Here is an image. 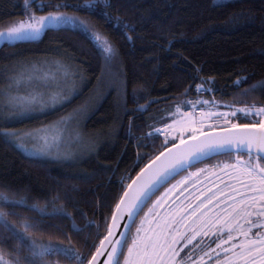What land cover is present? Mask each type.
Returning <instances> with one entry per match:
<instances>
[{
    "label": "trees",
    "instance_id": "obj_1",
    "mask_svg": "<svg viewBox=\"0 0 264 264\" xmlns=\"http://www.w3.org/2000/svg\"><path fill=\"white\" fill-rule=\"evenodd\" d=\"M90 2L29 0V5L37 14L55 13L56 5H67L61 11L89 22L119 50L118 59L106 61L95 42L71 27L53 28L37 41L0 47V133L36 130L71 119L72 123L78 122L76 132L81 137V147L71 156L53 159L26 156L0 135V193L10 200H23L22 204L0 207L15 212L8 219L17 230L22 231L24 223L34 225L39 230L31 233L33 239L74 246L89 258L90 245L98 243L96 228L75 234L72 221L51 215L53 205L63 207L78 227L95 221L101 236L106 235L104 220H110L128 184L151 161L145 157L154 158L166 148L164 136L147 138L150 125L164 127L172 120L176 106L189 109L191 105L185 101L196 104L210 96L236 106L264 105V0H109L112 7L105 10L111 18L108 21L99 11H74ZM24 4L25 0H0V31L25 18ZM124 25L130 29L127 35L131 41L125 38ZM34 67L39 71L28 81ZM20 73L25 79L19 86H11L10 81ZM43 76L49 79L51 88L42 86L41 80H47ZM54 80L59 81L57 87L53 86ZM201 81L206 82L205 87L209 85L211 92L200 96L195 86ZM26 84L32 88L29 91L39 84L38 91L62 92L49 109L13 117L15 112L5 108V95L27 91ZM253 86L256 90L245 97ZM140 107L147 110L140 112ZM245 121L255 123L254 118L242 116L238 124ZM234 156L211 158L169 185L199 169L208 170L200 177L212 173L223 177L218 166L232 164ZM33 206L46 208L49 215L42 217ZM257 219L264 217H251L253 223ZM135 231L133 228V235ZM8 236L0 230L4 259L13 261L17 254L26 258L27 250L18 248ZM89 236L91 240L86 244ZM213 259L205 258L206 264ZM46 264L68 261L54 256Z\"/></svg>",
    "mask_w": 264,
    "mask_h": 264
},
{
    "label": "snow or ice",
    "instance_id": "obj_2",
    "mask_svg": "<svg viewBox=\"0 0 264 264\" xmlns=\"http://www.w3.org/2000/svg\"><path fill=\"white\" fill-rule=\"evenodd\" d=\"M24 7L26 19L11 25L7 31H0V41L9 43L37 41L53 28L71 26L78 28L95 42L106 61L111 62L119 58V50L107 38H102L79 18L61 11V8H66L67 5H56V12L46 16L33 14L29 0H25ZM111 7L109 0H92L74 11L88 10L89 14L99 11L108 21L111 18L105 10ZM124 28L125 38L131 41V37L127 35L130 29L127 25H124ZM38 71L34 67L32 74L27 76V80L31 81ZM43 78L47 79L46 76ZM24 79L25 74L20 73L10 81V84L13 87L19 86ZM236 83L240 85L241 81ZM205 84V81H201L195 86V91L199 94L211 92V88L205 87ZM255 90L256 86H253V89L246 91L244 96L251 95ZM261 90H264V85L261 86ZM5 100L10 110L26 114L37 105L55 103L58 97L45 98L37 94L24 97L9 93L5 95ZM199 103L207 105L206 101ZM185 104L191 105V110L181 112L180 106H176L171 114L172 122H166L164 128L150 125L152 130L148 132L147 138L155 139L164 136L163 144L166 148H162L154 158L145 157L150 159L151 163L143 168L136 179L127 186L128 190L123 192V197L116 205L110 220H104L106 235L101 236L99 226L95 221H87L86 216L84 217L87 221L85 227H78L74 218L63 207L53 205L51 215L72 221V231L75 234L82 235L85 230L96 228L98 243L90 245L92 251L90 258L82 256L74 246L61 247L52 243L38 242L31 235L32 232L38 231V228L24 223L21 226L22 231L17 230L8 219L10 215H15V212H5L0 207V230L8 233L7 239L15 241L18 248L26 249L29 254L26 258H21L17 254L13 261H8L0 253V264H46L48 258L54 256H62L68 264H100L98 258L105 253L107 255L104 258V264H206L205 257L213 259V253L219 258L213 260V264H264V219H257L254 223L251 220L253 215L264 217V166H262L264 165V105L258 106L253 103L241 108L228 105L226 106L229 109L228 112L213 111L212 108L218 106L212 105L200 111L197 119L194 118L196 104L192 101H185ZM146 110L145 107L138 108L140 112ZM237 113H241L244 117L255 114L261 119L251 125L247 121L243 124H235L228 120V116H236ZM212 116H217L220 120L209 123L208 120ZM221 121L228 126L220 133L212 131L214 127L221 126ZM205 128L209 131H204ZM173 131L179 134L171 135L173 143H169L168 138ZM186 133H191L190 140L195 143L189 142V139L185 137ZM0 135L6 142L17 138L10 133H0ZM60 135L61 132L56 130L50 138L42 134L39 139L46 145L50 143L51 148L54 149L57 146V137ZM177 139L179 143H175ZM181 145H187V147L181 148ZM215 153L243 154L249 157V161L245 163L236 160L232 164L218 166L225 176H218L215 181L207 184L201 179L199 183L203 187L197 184L195 177H199L201 172L208 170L201 169L200 172L191 173L168 188L152 205L149 215L156 219L150 232L145 231L143 223L139 227L136 226V221L144 209L152 203L153 198L162 189L167 188L177 176L204 163L206 158ZM153 165H156L155 168ZM148 169L152 171L148 172ZM145 173L148 174L145 175ZM212 175L216 174L212 173ZM189 180L192 181L191 184ZM137 181H139L138 184ZM133 185H135L134 189ZM185 185L188 187L184 188ZM193 189L196 191L193 192ZM177 193H179L178 196ZM173 196H176V199L172 201L175 207L169 205L168 211L162 214L156 211L168 204ZM22 203L23 200H10L7 194L0 193V205L6 207ZM33 207L42 217L49 215L46 208ZM125 216H127L125 227L119 239H116L114 232L118 230V222ZM245 225L250 226L246 228ZM133 228H136L135 235L132 233ZM253 228L260 229L261 232L253 233ZM64 235L71 244V238L66 233ZM209 235L215 239L210 242L202 239ZM90 240L91 236L86 238L85 243L87 244ZM233 241L236 243H232ZM213 244L215 247H212ZM190 245L192 247H189ZM225 245L228 247H224ZM186 248L188 251L181 256L180 253Z\"/></svg>",
    "mask_w": 264,
    "mask_h": 264
},
{
    "label": "rangeland",
    "instance_id": "obj_3",
    "mask_svg": "<svg viewBox=\"0 0 264 264\" xmlns=\"http://www.w3.org/2000/svg\"><path fill=\"white\" fill-rule=\"evenodd\" d=\"M225 1H229V0H215L216 3H220V2H225ZM33 14H35L36 16H46L48 14H37L34 11H32ZM72 16V15H69ZM78 18V17H77ZM26 19L25 18L16 21L14 23H12L11 25H14L18 22L24 21ZM80 20H82L81 18H79ZM84 21V20H82ZM86 24H88L90 26L91 29H93L95 32H97L98 34H100L96 29H94L89 22L84 21ZM10 25V26H11ZM8 26V27H10ZM8 27L4 28L1 31H7ZM63 27H71V26H63ZM73 28V27H71ZM78 29V28H77ZM100 36L102 38H105L102 34H100ZM22 42V41H21ZM5 43H9L7 41H0V47L5 44ZM12 43H16V42H12ZM49 81V79H47ZM47 80H41L42 81V86L46 89L51 88V83L50 81L48 82ZM59 84V81L54 80V84L53 86H56ZM34 88V86H31ZM209 87V85L207 86ZM24 89L27 91H19L18 93L14 94L13 96H24V97H28L30 94H37V95H42L45 98H49L51 96H60L59 93H61L62 91H38L40 89L39 84H36L35 86V90L34 91H29V89H32L29 87V84H26L24 86ZM41 90V89H40ZM201 101H206L207 104H214L217 105L218 107H215L216 109H214V111H219V112H228L229 109L228 107H226L228 104H225L221 101H219L215 96H210V97H206L204 99H202ZM57 102V101H56ZM55 102V103H56ZM55 103H47L44 104L43 106L37 105L36 107H34L31 111L27 112L26 114H21L19 112L13 111L15 112L14 114H12L11 116L13 117H17V116H25L28 115L29 113L34 114V113H41L43 111H45L46 109H49L52 105H54ZM4 104H5V108H8L7 106V101L4 100ZM182 107H180L181 112H184L186 110H191V106L189 107V109H181ZM9 109V108H8ZM10 110V109H9ZM12 111V110H11ZM241 117L242 116H238L237 118H235L234 116H228V120L231 121L232 123L238 124L239 121H241ZM217 120H220L219 117L217 116H212L208 122L209 123H213ZM255 122L257 120H254ZM172 122V120L170 121ZM169 122V123H170ZM223 121H221L222 123ZM79 124L78 122L75 120L73 123L71 121V119H66V120H62L58 123L52 124L50 126L47 127H43L40 129H36V130H30V131H25V132H15V133H11L10 134H14L17 138L12 140L11 142L13 144H15V146L21 151L23 152L26 156L29 157H34V158H53V159H62V158H66L71 156V154H73L77 149H79L81 147L80 142H81V137L79 136V134L76 132L77 128H78ZM222 126H228L227 124H222ZM165 127V126H164ZM216 128V127H214ZM59 130L61 132V135L59 137H57V146L53 149L51 148V144L49 143L48 145L44 144L39 137L44 134L47 135L49 138L53 135V133ZM204 130H208V128H205ZM179 133L177 131H173L171 132V134L169 135L168 140L171 139V135H178ZM188 134V133H186ZM185 134V135H186ZM236 160H240L243 161L245 163H248L249 159L239 156V155H235L234 158H232L233 163ZM225 165V162H224ZM199 170H196L194 172H190L189 174L183 176L182 178H180L176 183L169 185L166 189H164V191L158 196V198L155 199V201L152 203V205L156 202V200L160 199V196H162L164 194V192H166L168 190V188H171L173 185L177 184L179 181L185 179L186 177H188L191 173H196L199 172ZM222 176H225V173L222 172L221 173ZM203 179L205 184L210 183L212 181H215L217 179V175H207V176H199V177H195V180L197 181V184L200 187H203L202 184H200V180ZM192 182L189 180V184H191ZM222 186V185H221ZM188 185H185L184 188H187ZM183 191V189H182ZM196 189H193V192H195ZM217 191H219V189H217ZM177 196L179 195V193L176 194ZM207 197H205L206 199ZM176 199V196H173L171 200L168 201V204H165L162 208L157 209L156 211L160 212L161 214L164 212L168 211V207L169 205H172L173 207H175V205L172 204V201ZM152 205L149 207V209L146 211V213L144 214V216L142 217V219L139 221L138 226L139 227L141 225V223L144 224V229L145 231L150 232V230L152 229V227L155 224V219L154 217H151L149 215V210L152 209ZM211 207V205H210ZM146 217H148V219L146 220ZM261 232L260 229L255 228L254 229V233L259 234ZM136 231L134 232L135 235ZM191 233H189L190 235ZM205 239L206 241H212L215 239V237L212 236H208L206 238H202ZM199 242V241H197ZM195 243V242H194ZM232 243H236V241H233ZM212 247H215V245L213 244ZM224 247H228V245H225ZM188 249H184V252H181L180 255L183 256L185 252H187ZM212 256H214L215 258L213 260L219 259L215 256V253L212 254ZM207 258V257H205ZM213 260L210 262V264H213ZM209 263V262H208ZM207 263V264H208Z\"/></svg>",
    "mask_w": 264,
    "mask_h": 264
},
{
    "label": "water",
    "instance_id": "obj_4",
    "mask_svg": "<svg viewBox=\"0 0 264 264\" xmlns=\"http://www.w3.org/2000/svg\"><path fill=\"white\" fill-rule=\"evenodd\" d=\"M207 131H209V130H207ZM206 131V132H207ZM212 131H214V132H217V133H220V132H222L223 131V128H218V129H212ZM188 139H189V142L190 143H195L194 141H191L190 140V136L189 137H187ZM204 137H202V139H203ZM177 143H179V141L177 142ZM185 147H187V145H181V148H185ZM177 151L179 150V149H176ZM169 155H171V153H169ZM221 155H226V154H223V153H215V154H212L211 156H209L208 158H206V160L205 161H207V160H209V159H211V158H214V157H217V156H221ZM247 156V155H246ZM248 157V156H247ZM248 159H249V157H248ZM149 163H151V161L149 162ZM148 163V164H149ZM157 163H159V162H157ZM148 164H146L143 168H145ZM155 166L156 165H153V168H155ZM142 168V169H143ZM141 169V170H142ZM141 170L139 171V173L141 172ZM152 171V169H148V172H151ZM139 173L137 174V175H139ZM148 173H145V175H147ZM136 175V176H137ZM136 176L132 179V181L133 180H135L136 179ZM177 177H179V176H177ZM176 177V178H177ZM175 178V179H176ZM143 179V178H142ZM175 179H173L172 181H174ZM131 181V182H132ZM130 182V183H131ZM129 183V184H130ZM139 183V181H137V184ZM128 184V185H129ZM135 188V185H133V189ZM128 190V187H126V189H125V191H127ZM163 190V189H162ZM123 197V196H122ZM121 197V198H122ZM155 198V197H154ZM153 198V199H154ZM119 203V202H118ZM127 221V216H125L124 218H123V220L122 221H119L118 222V230L117 231H115L114 232V236H115V238L116 239H119V237H120V235H121V233L123 232V229H124V227H125V222ZM137 222V221H136ZM106 255H107V253H105L104 254V256H102V257H100V258H98L99 260H100V264H104V258L106 257Z\"/></svg>",
    "mask_w": 264,
    "mask_h": 264
},
{
    "label": "built area",
    "instance_id": "obj_5",
    "mask_svg": "<svg viewBox=\"0 0 264 264\" xmlns=\"http://www.w3.org/2000/svg\"><path fill=\"white\" fill-rule=\"evenodd\" d=\"M199 94V93H198ZM200 96L201 95H204V94H199ZM212 105H214V104H207V105H201V104H197L196 105V111H195V113H194V118H199V113H200V111H202V110H205L207 107H209V106H212ZM228 105H231V106H233V108H241V107H246V106H236V105H232V104H228ZM227 105V106H228ZM214 109H216V108H212V110L214 111ZM243 116L241 113H237V115L236 116H234V117H237V116ZM249 116H251V117H254L257 121H259L261 118L259 117V116H256L255 114H252V115H249ZM222 124H223V122L221 123V126H219V127H227V126H222Z\"/></svg>",
    "mask_w": 264,
    "mask_h": 264
},
{
    "label": "crops",
    "instance_id": "obj_6",
    "mask_svg": "<svg viewBox=\"0 0 264 264\" xmlns=\"http://www.w3.org/2000/svg\"><path fill=\"white\" fill-rule=\"evenodd\" d=\"M201 170V169H200ZM200 172V171H199ZM201 174H202V172H201Z\"/></svg>",
    "mask_w": 264,
    "mask_h": 264
},
{
    "label": "flooded vegetation",
    "instance_id": "obj_7",
    "mask_svg": "<svg viewBox=\"0 0 264 264\" xmlns=\"http://www.w3.org/2000/svg\"><path fill=\"white\" fill-rule=\"evenodd\" d=\"M211 260V259H210ZM207 261V260H206Z\"/></svg>",
    "mask_w": 264,
    "mask_h": 264
}]
</instances>
